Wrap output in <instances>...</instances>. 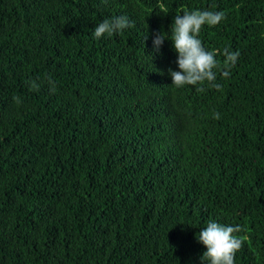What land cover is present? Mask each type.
Returning a JSON list of instances; mask_svg holds the SVG:
<instances>
[{
  "label": "trees",
  "instance_id": "1",
  "mask_svg": "<svg viewBox=\"0 0 264 264\" xmlns=\"http://www.w3.org/2000/svg\"><path fill=\"white\" fill-rule=\"evenodd\" d=\"M197 9L226 14L204 47L240 53L219 89L153 52ZM209 220L264 264V0H0V264H200Z\"/></svg>",
  "mask_w": 264,
  "mask_h": 264
},
{
  "label": "clouds",
  "instance_id": "2",
  "mask_svg": "<svg viewBox=\"0 0 264 264\" xmlns=\"http://www.w3.org/2000/svg\"><path fill=\"white\" fill-rule=\"evenodd\" d=\"M226 19L223 11L211 10H184L174 16L169 33L158 32L153 38V52L159 53L165 40L170 39L175 52L177 53V71L168 69V74L172 79V85L176 88L185 85L208 84L219 89L221 86L216 83L217 74L222 78H228L231 69L236 66L240 56L239 51H232L228 47L219 50H207L199 34L201 29L207 25L215 27ZM129 18L119 15L110 19H104L96 25L92 31V36L100 39L105 35L111 37L114 34L122 33L125 29L133 27ZM222 55L223 61L217 59ZM50 90L55 91V82L49 79ZM30 85L33 89H38L39 85L32 81ZM198 92L205 91L204 87H197ZM19 102V98H14ZM215 119H220L219 113H214ZM244 231V228L237 225H225L215 220H209L206 227L197 234L196 239L206 248L200 257V264H235L236 253L242 248L246 237L236 235Z\"/></svg>",
  "mask_w": 264,
  "mask_h": 264
}]
</instances>
